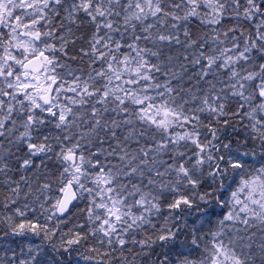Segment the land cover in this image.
Listing matches in <instances>:
<instances>
[{"label":"snow or ice","instance_id":"obj_1","mask_svg":"<svg viewBox=\"0 0 264 264\" xmlns=\"http://www.w3.org/2000/svg\"><path fill=\"white\" fill-rule=\"evenodd\" d=\"M0 264H264V0H0Z\"/></svg>","mask_w":264,"mask_h":264}]
</instances>
